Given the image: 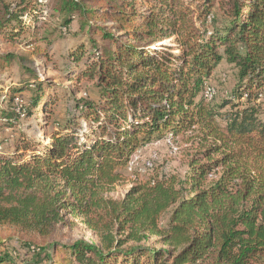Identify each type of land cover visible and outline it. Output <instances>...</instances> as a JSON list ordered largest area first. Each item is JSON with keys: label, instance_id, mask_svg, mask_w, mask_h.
<instances>
[{"label": "trees", "instance_id": "1", "mask_svg": "<svg viewBox=\"0 0 264 264\" xmlns=\"http://www.w3.org/2000/svg\"><path fill=\"white\" fill-rule=\"evenodd\" d=\"M50 26L87 41L67 52L66 73L93 82L96 99L46 93L25 66L19 51L44 57L36 44ZM221 60L236 70L232 96L207 101ZM13 63L32 80L7 103L24 95L49 142L23 137L0 152V264H264V0H0V76ZM64 99L77 113L53 125ZM187 132L184 177L105 195L137 147ZM66 215L98 242L63 244Z\"/></svg>", "mask_w": 264, "mask_h": 264}, {"label": "rangeland", "instance_id": "2", "mask_svg": "<svg viewBox=\"0 0 264 264\" xmlns=\"http://www.w3.org/2000/svg\"><path fill=\"white\" fill-rule=\"evenodd\" d=\"M47 15V14H46ZM49 18V17H48ZM52 26L46 29L45 39L37 42V46L46 50L44 57L36 56L27 48L21 49L19 52L28 54L25 66L32 69L39 79L47 81V86L50 89L46 93H64L67 96L73 95L75 98L96 99L97 89L93 82L81 81L79 86L70 81L67 76L66 68L70 64L67 63L66 54L70 48L76 44L87 42L84 38L79 37L74 40L71 35L64 31L53 32ZM174 36L165 37L158 42L157 45L172 44ZM102 44V41H99ZM236 70L233 65L221 60L216 69L206 79L205 87L202 91L209 88L213 92V102L232 96V91L236 84ZM27 71L19 70L16 63L4 71L0 76V114L2 110L14 112L16 118L8 121L6 117L0 116V152L11 155L16 151L20 140L25 137L32 139L33 142H49L48 136H42L40 125L44 123L43 113L38 114V109L32 107V104L25 97L15 96L13 105L7 103L9 99V88L20 84L22 81H31ZM204 97V96H203ZM264 102V97H263ZM73 101L59 100L53 107V115L51 124L63 123L64 119L69 115V112H75L72 106ZM26 113L25 111L28 110ZM77 113V112H75ZM264 115V114H263ZM80 122L84 127L85 121ZM171 135V143H166L162 138L154 140L144 146L137 147L135 150L136 159L130 164L128 163L125 170V178L120 182L115 183L110 190L105 193L107 197L119 199L139 181L146 180L153 175H169L177 174L184 177L187 170V162L189 153L193 151V141L195 134L187 132L184 135L173 137ZM167 136V135H166ZM159 141V142H158ZM158 142V144H156ZM22 150L19 151L21 153ZM25 156H29L31 151H25ZM64 224L61 229L64 233L62 238L63 244H71L75 240H84L89 243H97L98 236L91 231L81 219L74 218L71 215H66ZM21 253H23L21 251ZM22 256H24L22 254ZM18 264H24V261L17 259Z\"/></svg>", "mask_w": 264, "mask_h": 264}, {"label": "built area", "instance_id": "3", "mask_svg": "<svg viewBox=\"0 0 264 264\" xmlns=\"http://www.w3.org/2000/svg\"><path fill=\"white\" fill-rule=\"evenodd\" d=\"M214 94H213V92H212V90H210L209 88H207L206 90H204V93H203V96H204V98L207 100V101H209V100H211L214 96H213ZM264 97V88H262V90H261V92L259 93V100L260 99H262ZM170 137H171V135H167V136H165L164 137V141L166 142V143H168V144H170L171 143V139H170ZM159 142V141H158ZM158 142H156V144H158ZM135 153V152H134ZM136 155L135 154H133L132 156H131V159H130V164L136 159Z\"/></svg>", "mask_w": 264, "mask_h": 264}]
</instances>
